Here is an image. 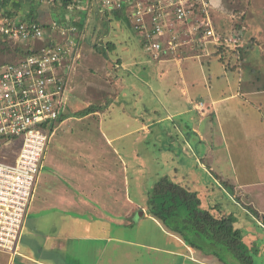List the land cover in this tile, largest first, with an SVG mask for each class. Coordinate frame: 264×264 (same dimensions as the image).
<instances>
[{"label":"rangeland","instance_id":"374dc122","mask_svg":"<svg viewBox=\"0 0 264 264\" xmlns=\"http://www.w3.org/2000/svg\"><path fill=\"white\" fill-rule=\"evenodd\" d=\"M219 2L221 5L213 7L212 10L215 29L219 35L225 37L242 34L243 43L238 49L241 59H237V56L233 57L232 66L236 65L235 68H242L250 73H239L237 69L227 68L226 64L229 61L222 63L220 57L214 54L218 51L215 45V47L209 46L210 51L207 55H204L201 49H193L191 45H185L179 48L177 53L182 57L187 56L180 59V62L177 59L164 64L154 61L141 47L142 37L134 31L131 21L110 16L109 21L98 22L100 31L110 27L112 41L128 42L130 50L125 52L123 45H118L117 49L112 48L109 51L107 60L113 66L111 60L115 62L118 55L126 58L127 55L134 54L138 48V58L146 71L142 69L143 73L140 75L135 69L132 70L133 74L120 72V77L125 80L123 84L121 81L119 84L122 89L117 96L118 103L109 104L111 95H103L89 88L84 89L87 87L86 83L93 81L90 78V70L84 75L88 69L86 63L79 68L78 74L81 77L76 78L77 72L69 71L73 68V63L69 62L68 111L77 113L90 104L97 105L107 119H116L117 125L113 129L117 134H124L128 129L134 128L136 121L132 120L131 116L137 114L139 122L144 119L150 128L146 144L135 146L132 137H125L117 142V147L126 148V155L133 150V146L138 147L137 149L143 153L142 158L136 159L131 156L133 155L131 152L130 166L143 172L141 177L148 190L150 191L160 178L168 176L174 182L198 192L202 208H214L213 211L219 214H233L235 226L241 231L243 243L252 255L254 264H264V223L248 211L244 199L243 203L237 202L236 196L242 195L243 191L231 189V186H235L243 178L254 180L253 174L249 171L252 169L255 171L257 169L264 180V102L262 101L264 96L256 97L249 94L250 85L264 87V76L256 74L258 69L264 70V56L260 64L253 58L247 60L246 57L244 58L258 46H261L260 55H264V0H219ZM32 5L36 7L37 17L42 25L49 26L54 20H60L58 13L62 10L61 7L50 5L48 0H43L39 4L33 2ZM29 7L30 5L25 2L20 14H27ZM96 8L95 6L93 13H97ZM18 44L15 42L16 46ZM43 45H46V42L37 44L38 47ZM231 56L232 54L227 52V57ZM17 60L19 59L14 52L0 55V64H9ZM162 70L169 71L168 77L161 74L164 72ZM226 73L229 85H227ZM186 86L187 88L190 86V89L192 87L189 96L193 92L197 104L208 103L209 94L215 99H221L226 90L229 92L227 96L243 90L244 94H247L245 98L255 105L239 97L228 102H219L206 112L205 118L197 111H191L189 114L184 112L185 115L179 114L191 108L188 96L182 91ZM115 96L113 95L112 102L115 101ZM196 128L207 136V142L200 141L194 131ZM19 151V144L5 145L0 149V160L13 163ZM193 159L199 160L193 163ZM211 167L213 170L210 171ZM216 175L220 180L223 179L224 184L228 183L230 186H220L216 181ZM245 192H248V189H245ZM254 200L256 206L252 207L253 210L264 214V200L262 202ZM180 215L185 216L184 208L180 209ZM155 219L153 217L141 219L139 213H136L126 220L132 226L121 227L110 224L109 232L103 241H85L80 244L84 248L83 260L95 264L104 262L108 255L116 264H182L184 259L179 260L163 251V249L177 248L175 244L169 245V241H172L171 237L157 224L159 220ZM159 222L165 227L161 221ZM204 241L211 243L204 237L197 239L199 245L204 248L202 252L208 253L210 250L206 248L207 243ZM97 247H106L105 251L110 248L113 252L109 255L107 252L98 254L95 250L92 251ZM216 252L222 264L235 262L225 247L220 246ZM1 255L7 264L9 256L0 253Z\"/></svg>","mask_w":264,"mask_h":264},{"label":"crops","instance_id":"0c3cea01","mask_svg":"<svg viewBox=\"0 0 264 264\" xmlns=\"http://www.w3.org/2000/svg\"><path fill=\"white\" fill-rule=\"evenodd\" d=\"M220 5L219 0H212L213 7ZM94 8L95 6L83 10L84 7L81 5L72 14L59 11L60 20L53 22L75 26L78 28V32L63 40L49 25L46 28V37L41 41H76L77 45L72 60L73 68L70 71L77 72L76 78L81 77L78 74L79 68L83 63H86L88 69L84 75H87L90 70V78L93 81L86 83L87 87L84 89L89 88L103 95H111L108 103L117 104V96L122 89L119 84L120 81L123 84L125 80L120 77L119 73L124 71L133 74L132 70L135 69V72L140 75L143 73L142 69L146 71V68H143V63L138 58V48L134 54L127 55L126 58L118 55L115 62L111 60L113 66L116 65L115 68L110 64L106 58H109V51L112 48L117 49L118 45H123L125 52H128L129 44L125 41H112L110 31L103 36L105 41H94L100 35L98 22L103 21L98 14L101 8H96L97 13H93ZM104 31L101 30V32ZM94 43L101 50L96 48ZM107 47H110L109 50L104 52L102 49L105 50ZM141 47L143 48V41H141ZM260 48L261 46L254 47L252 52L250 51L244 58L246 57V60L253 58L259 63L264 56L260 55ZM179 55L173 56L174 58L171 55H164L158 62L164 64L174 59L180 62V59L187 57ZM74 63L76 64L74 65ZM229 69H237L239 73L244 72V74L250 73L242 68H235V66L229 67ZM161 74L166 77L169 71H164ZM256 74L264 76V70L258 69ZM226 75L227 85H229L228 74L226 73ZM68 76L70 77L69 73ZM182 81L187 84L185 80ZM186 89L182 88V91L184 95L188 96L191 108L179 114L197 111L204 118L206 112L219 102H228L239 97L245 98L247 95L243 90H238L237 93L227 96L229 92L226 90L221 99H215L209 94L210 101L203 105L201 102L198 104L195 102L196 98L193 97V92L189 96L192 87L190 89V86L188 88L186 86ZM249 89L250 95L264 96L263 86L250 85ZM113 95H116L114 102H112ZM245 99L255 105L248 98ZM262 99L264 102V97ZM91 106L96 109V112L84 117L74 116L76 111L71 113L67 109L63 118L56 125L43 157L42 169L15 249L16 254L0 249L1 254H6L10 258L7 264H89L83 260L84 248L80 246L82 242L103 241L109 232L110 224L121 227L132 226L126 220L132 218L136 213H139L141 219L152 217L148 213L149 193L152 189L149 191V188L143 183L141 177L143 172L130 166L131 156L136 159L144 156L135 146L146 144L147 136L150 133L149 125L144 119L139 122L136 114L133 115L134 117L131 116V119L136 121L134 128L128 129L124 134H117L113 129L117 125L116 119H107L97 105L90 104L86 108ZM130 125L132 127V124ZM194 131L201 142H207V136L203 135L198 128ZM125 137L134 139L135 146H133L131 151L133 155L131 156V152L126 155V148L117 147V142ZM125 158H127V162H125ZM136 159L133 158L134 161H137ZM198 160L193 159L192 162L195 163ZM211 170L213 167L210 168ZM249 171L253 174L254 180L243 178L233 186L236 191H243L242 195L236 196L240 199L237 202L242 201L243 203L244 199L247 206L253 207L256 206L254 199L259 202L264 200V180L257 169ZM216 181L220 183V186H224L223 179L220 180L218 175H216ZM245 189H248V192H245ZM256 211L261 216L259 220L264 222V214ZM157 224L171 237L172 241H169V245L175 244L177 248L163 249V251L179 260L184 259L182 264H222L217 257L188 245L179 235L163 227L159 221ZM105 249L106 247H97L92 251L95 250L98 254L107 252L109 255L113 252L110 248L107 251ZM0 264H6L3 255L0 256ZM95 264L116 263L112 262L111 257L107 255L104 262Z\"/></svg>","mask_w":264,"mask_h":264},{"label":"built area","instance_id":"2783aa9c","mask_svg":"<svg viewBox=\"0 0 264 264\" xmlns=\"http://www.w3.org/2000/svg\"><path fill=\"white\" fill-rule=\"evenodd\" d=\"M102 2L103 15L115 8L128 14L134 30L142 36L144 50L154 59L176 55L185 45L207 55L210 45L222 44L212 17V0ZM51 28L63 40L78 32L77 27L56 21ZM45 37L41 23L0 18V38L28 44L31 51H37L0 64V149L20 146L13 163L0 160V249L12 254H16L50 138L68 109V64L77 42L41 41ZM225 41L230 46L242 44L238 35ZM41 42L46 45L38 48Z\"/></svg>","mask_w":264,"mask_h":264},{"label":"trees","instance_id":"16d2710c","mask_svg":"<svg viewBox=\"0 0 264 264\" xmlns=\"http://www.w3.org/2000/svg\"><path fill=\"white\" fill-rule=\"evenodd\" d=\"M49 4L52 6H59L65 14L71 11H77L81 3L83 6H88L90 9L94 6L100 7L101 10L98 12L101 20L103 22L109 21L110 16L116 18H124L130 21L128 14L122 9H113L107 11L103 16L102 10L105 9L102 0H48ZM25 2H27L30 7L27 14H20L22 7ZM33 2H43V0H0V18L11 17L16 18L22 23L36 22L40 23L36 13V7H33ZM89 8L83 9L88 10ZM61 10V11H62ZM107 10V9H106ZM81 12V11H80ZM110 23V22H109ZM43 28H48L47 25H42ZM110 28V27H109ZM107 27L104 32H99V36L96 37L95 42L105 41L103 36L109 32ZM134 29V28H133ZM135 31V30H134ZM136 32V31H135ZM140 35V33L137 32ZM222 36V44L217 45L218 51L214 54L220 57L222 63L228 62L227 68L232 67L233 57L241 59L239 56L238 49H240V44L235 46H230L226 43V39L230 37ZM238 36L242 39V34L238 33ZM143 40V39H142ZM243 43V40H242ZM95 47L100 49L96 43ZM45 46V45H43ZM41 46V47H43ZM38 47V48H41ZM215 47V46H214ZM30 45L25 43H19L17 46L13 40L8 38H0V55H5L7 53L14 52L18 59L25 58L37 51H31ZM110 47H107L104 52L108 51ZM144 48V41H143ZM101 50V49H100ZM227 52L232 54L231 57H227ZM149 55V54H148ZM150 56V55H149ZM151 57V56H150ZM152 58V57H151ZM161 58V57H160ZM154 59V60H159ZM236 66V65H235ZM96 109L91 106L82 111L75 113L77 117H84L91 114ZM225 186H230L228 183ZM223 186V185H222ZM231 189L235 191V187L231 186ZM232 191V190H231ZM238 200L239 198L236 197ZM184 208L185 216L180 215V209ZM252 210H250V209ZM248 211L251 212L256 218H260V214L253 210L252 206H248ZM212 209L202 208V202L198 192L193 191L189 187H186L180 183H176L171 180L168 176L160 178L152 188L149 193L148 201V213L150 216L158 219L162 224L173 232L179 235L188 245L191 247L203 251V247L199 245L197 239L204 237L208 239L211 243H207V247L210 252H205L208 255H213L218 257L216 250L220 246L226 248L229 254L232 255L235 262L229 264H254V259L245 247L242 240L241 231L235 226V217L231 213L219 214ZM264 223V222H262Z\"/></svg>","mask_w":264,"mask_h":264}]
</instances>
